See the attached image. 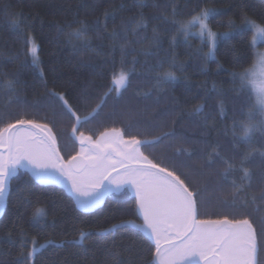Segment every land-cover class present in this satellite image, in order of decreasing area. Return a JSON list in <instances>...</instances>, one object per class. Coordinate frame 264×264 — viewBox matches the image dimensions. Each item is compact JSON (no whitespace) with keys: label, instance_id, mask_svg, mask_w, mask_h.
I'll return each mask as SVG.
<instances>
[{"label":"snow or ice","instance_id":"snow-or-ice-1","mask_svg":"<svg viewBox=\"0 0 264 264\" xmlns=\"http://www.w3.org/2000/svg\"><path fill=\"white\" fill-rule=\"evenodd\" d=\"M143 2L144 0H140L141 7ZM187 2L191 3L192 0ZM199 3L200 0H197L196 9L189 13L191 19L179 24V31L187 36L188 30L197 25L199 35L207 37L204 46L209 50L203 54L204 59H215L218 41L230 38V32L236 30L237 25L230 20L227 24L229 32L211 31L208 20L219 10L200 9ZM152 7L154 12L150 16L145 17L143 13H139V19L129 17L121 20L119 30L113 28L110 33L106 31V23L99 19L91 25L81 23L80 27L68 33L70 40L80 41L74 45L76 50L92 51L88 38L90 31L104 33L110 41L113 58L105 61L108 64V84L100 85L106 89L102 93H75L69 89L57 91L55 83L49 88L41 67L36 37L20 35L19 38L25 44L24 54L31 57V67L40 74L45 96L37 105L22 101L17 90L19 79L5 78V98L13 95L15 98L8 101L6 111L0 115V210L6 207V201L12 193L13 179H18L21 170H24L41 184L63 186L75 209L83 213L98 209L109 197L118 198L117 203L124 202L128 193H132V215L135 216L138 212L143 220L141 224H133L143 234L141 240L147 252L143 264H264V173L260 175L258 195H249L253 173L245 166L254 154L264 159V143L259 149H241L242 144H252L256 133L260 134V139L264 142V52H258L253 66L241 72L227 71L217 61V74L227 71L233 86L225 91L213 85L219 99L204 117L203 126L209 130V135L213 131L217 132L214 141H201L204 145L202 149L193 148L190 151L177 147L170 154L161 151L159 156L154 155L148 150L177 135L175 130L161 131L166 127L165 118L172 116L175 110H157L148 120L135 117H143L149 107L145 105L143 112L138 111L140 100H152L154 94L162 92L165 85H175L179 79L173 71L163 70L168 61L158 55L165 40L163 32L169 30L168 26L177 24L175 15L179 6L174 4V0H153ZM241 7H245L243 3ZM170 10L171 17L168 15ZM7 14L20 17L21 20L27 19L22 13ZM116 15V11L105 13V20L110 17L114 21ZM241 16L242 26L248 25L253 30L251 41L247 42L248 47L252 48L257 40H264V22L258 23L250 19L245 12H241ZM151 21L156 24L149 28ZM12 27L19 29L20 21L13 19ZM57 27L63 31L65 26ZM66 27H71V24ZM130 35L135 40L130 41ZM121 40L125 43L120 44ZM140 41H148V45L139 51L128 47L129 44ZM175 42L173 37L169 42L170 48ZM117 50L120 53L119 61L114 56ZM196 51L199 53L203 49ZM229 53L232 55L230 62L239 66L244 57L238 54L234 46L225 55ZM141 56L144 57L143 62L140 60ZM151 58H155V63ZM129 64L132 65L131 69L127 67ZM137 64H141L143 72L135 71ZM23 66L22 63L21 67ZM169 68L183 71V65L177 64L174 57ZM133 77L144 83L136 86L129 97V103L123 106L122 112L117 113V105L133 87ZM24 87L27 88V82ZM133 99L137 101L136 105L131 103ZM109 100L115 102L113 111L106 119L111 120L113 125L120 123L121 126H103V130L89 129L87 134L81 131L84 124L91 123L100 116ZM91 101L96 103L90 114L82 119L78 114L79 109ZM153 103L158 109L159 97ZM229 103L233 112L232 124L230 128L227 124L221 128L220 121L228 119ZM12 105H15V110ZM205 107L204 103L197 105L193 114H202ZM30 108H39L44 115L30 118L27 112ZM213 112L217 114V119L209 124L208 118ZM117 115L119 120H113V116ZM237 116L240 118L237 119ZM257 116L260 117L259 120H256ZM64 117L74 121V124L68 141L62 145L54 128ZM181 139L184 143L191 142L187 137ZM221 139H224V144H221ZM194 156L201 161L200 168L194 169L187 162ZM216 165H221L222 171H216L215 174L222 182L230 180L231 189L227 199H216L221 208L231 211L213 213L216 218H200L202 204L208 203L203 199L208 186L199 188L194 183L193 173L203 176L204 169H214ZM28 195H31L30 191ZM19 198L27 202L23 189L19 191ZM203 215L207 216V213ZM10 224L11 228L4 226L8 228L9 240L12 239V230H16L20 235L21 249L31 243V247L22 252L14 264H35L38 247L43 246H38L34 238L28 241L16 221H11ZM123 226L125 225H112L109 231H117ZM92 234L81 232L80 239ZM145 236L147 239H144ZM115 247L113 241V248ZM109 255L114 257V264H120L116 252L112 251Z\"/></svg>","mask_w":264,"mask_h":264},{"label":"trees","instance_id":"trees-1","mask_svg":"<svg viewBox=\"0 0 264 264\" xmlns=\"http://www.w3.org/2000/svg\"><path fill=\"white\" fill-rule=\"evenodd\" d=\"M153 0H144L143 6H140V0H0V115L6 111L8 101L14 99L13 96L5 98L3 84L5 78L19 79L17 90L22 101L30 104H39L45 96V88L40 79V74L30 65V56H26L25 44L20 35H34L39 44V59L42 61L44 77L47 79L48 87L56 85V90H72L75 93L104 92L105 88L100 85L108 84V64L106 60L112 59L110 41L104 33L89 32L88 38L91 41L92 51L76 50L74 45L80 41L69 39L68 33L80 27L81 23L91 25L97 19L106 23V31L110 33L113 28L119 30L121 20L129 17L139 19V13L145 17L150 16L154 9ZM245 7H241V4ZM174 4L179 6V11L175 15L177 24L168 26L169 30L163 32L165 40L159 56L168 62L164 64L163 70H171L179 78L175 85H165L160 93H156L152 100H140L138 111L143 112L145 105H148L147 113L143 117L135 119H151L155 111L165 109H174V114L165 118L166 127L161 131L175 130L176 137L166 140L162 145H157L154 149H149L154 155L159 156L161 151L171 153L177 147H183L188 150L193 148L202 149L204 147L201 141L207 139L214 141L217 138V132L208 134V129L204 128L203 120L208 114L213 103L219 97L217 91L213 90V85L217 89L227 91L233 85L227 71L241 72L251 68L256 61V49L248 47L247 42L251 41L253 30L248 25L242 26L243 18L241 12L257 21L264 22V0H200L199 8H215L218 13L210 16L208 25L211 31L229 32L228 22L234 21L237 25L236 30L230 32V38L226 37L218 41V50L215 59H204V53L209 48L204 46L207 37L199 35L197 27L188 30L185 36L179 31V24L191 19L189 15L193 9H196L197 0L188 3L187 0H174ZM7 6V7H6ZM116 11V19L113 21L110 17L105 20V13ZM7 13H22L26 20L20 17H12ZM168 15L171 17L172 12ZM20 21L19 29L12 27V20ZM71 24V27L66 25ZM156 24L155 21L149 22V28ZM57 25L65 26L63 31L59 30ZM30 26V27H29ZM163 31V30H162ZM196 33V34H195ZM149 35L151 32L149 31ZM175 37V45L170 48V40ZM129 40H135L131 35ZM120 44L125 42L121 40ZM148 41L131 43L129 48H135L137 51L146 47ZM235 47L239 55L244 59L240 65L236 66L232 60V55L225 53L230 47ZM264 46V44H263ZM203 49L197 52V49ZM135 54V53H134ZM115 59L119 61L120 53L117 50L114 54ZM175 58L177 64L183 65V71L175 68H169L172 58ZM131 60V57H128ZM144 57L140 60L143 62ZM155 63V58H151ZM217 61L221 63L225 70L217 74ZM23 63V67L21 64ZM129 69L132 65L127 66ZM119 68V64L117 65ZM136 72H143L141 64L135 66ZM27 82V88L24 87ZM133 87L125 94L124 99L117 105L116 111H123V106L129 103V97L137 85H142L144 81L133 77ZM115 95V94H113ZM159 97V105L153 103ZM109 100L108 105L103 109L100 116L91 123L84 124L80 130L87 134L89 129L103 130V126L120 127V123L113 125L107 116L113 111V103ZM96 101H91L84 107H80L78 114L83 117L89 115L91 108ZM133 105L137 101H131ZM206 104L204 112L200 115L193 114V109L199 104ZM15 110V105H12ZM228 119L220 121V127L225 124L231 127L232 124V106H227ZM30 118H38L44 115L39 108L27 109ZM240 117L237 116V119ZM113 120H119V116H113ZM126 119V118H125ZM217 119L215 112L209 116V124ZM260 117L257 116L256 120ZM41 122H44L41 120ZM175 122V123H174ZM255 122V121H254ZM74 121L68 117L62 120L54 128V132L59 134L61 144L67 142L71 133V127ZM159 134V133H154ZM182 137H187L190 143H184ZM143 138V137H142ZM150 138V137H149ZM230 138V137H229ZM221 139V144H224ZM264 143L260 139V134L256 133L251 145H241L242 150L251 148H261ZM147 154V152H146ZM194 169L201 167V161L195 156L187 161ZM253 173L252 188L249 195H258L261 173H264V159L258 154H254L250 161L245 165ZM222 171L221 165H216L214 169H204V175L195 176L194 183L203 189L208 186V191L203 193V199L208 201L206 205L201 206L200 218H216L213 213H228L231 210L221 208L216 197L228 198L231 189L229 182H222L215 173ZM231 179V178H230ZM219 186V187H218ZM20 189L24 190L27 196V202L19 198ZM30 191L31 195H28ZM118 198L109 197L106 202L98 209L83 213L75 209L73 201L70 199L67 190L59 185L41 184L30 173L21 170L19 178L12 181V193L6 201V207L0 216V264H14L17 257L22 252H26L30 247L29 243L25 248L19 247L20 235L16 230H12V239H8V225L11 228V221H16L19 227L26 234L28 241H37L38 246L44 245L36 254L35 264H114V257L109 255L114 251L119 255L120 264H143V259L147 257L146 246L141 240L142 233L131 226L119 227L117 231L110 232L112 225H121L125 222H143L139 213L132 215L133 194L128 193L124 202L117 203ZM42 210V211H41ZM207 213V216L203 215ZM93 233L87 235L85 239H80V233ZM144 239H147L145 236ZM15 241V243H13ZM113 241L116 247L113 248Z\"/></svg>","mask_w":264,"mask_h":264},{"label":"rangeland","instance_id":"rangeland-1","mask_svg":"<svg viewBox=\"0 0 264 264\" xmlns=\"http://www.w3.org/2000/svg\"><path fill=\"white\" fill-rule=\"evenodd\" d=\"M195 27H197V25H193L189 30H192L193 28H195ZM198 29H199V27H197ZM196 34V33H195ZM263 44H264V40H257L256 41V44L254 45V47H255V49H256V54L258 53V52H264V46H263ZM256 59H257V56H256ZM256 62V61H255ZM141 223H143V222H141ZM139 224V223H138ZM39 246H45V244L44 245H39ZM40 248H43V247H38V250L40 249Z\"/></svg>","mask_w":264,"mask_h":264},{"label":"water","instance_id":"water-1","mask_svg":"<svg viewBox=\"0 0 264 264\" xmlns=\"http://www.w3.org/2000/svg\"><path fill=\"white\" fill-rule=\"evenodd\" d=\"M60 186V185H59ZM63 187V186H62ZM67 190V189H66ZM107 199V198H106ZM104 204V203H103ZM100 208V207H99ZM3 210L4 209H2V210H0V216L2 215V213H3ZM141 219H142V217H141ZM143 221V220H142ZM133 224H138V222H135V221H131V222H125V223H123V224H121V225H125V226H131V227H133ZM139 224H141V222L139 223ZM120 226V225H119ZM134 228V227H133ZM136 229V228H135Z\"/></svg>","mask_w":264,"mask_h":264}]
</instances>
